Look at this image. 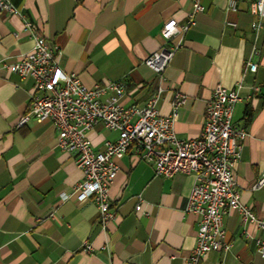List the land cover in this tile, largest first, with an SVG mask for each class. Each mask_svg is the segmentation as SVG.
<instances>
[{
    "label": "crops",
    "instance_id": "0c3cea01",
    "mask_svg": "<svg viewBox=\"0 0 264 264\" xmlns=\"http://www.w3.org/2000/svg\"><path fill=\"white\" fill-rule=\"evenodd\" d=\"M11 1L20 13L0 9V264H183L198 226V216L184 209L193 176H156L152 164L129 149L116 160L109 188L114 216L103 227L91 198L61 199L82 172L74 155L57 146L51 120L31 118L18 125L34 82L4 66L31 49L32 31L24 28L28 19L59 49L65 72L76 73L87 87L122 80V103L143 104L157 86L144 59L158 48L166 20L185 22L191 1ZM227 2L201 0L204 10L195 15L166 68L156 106L161 115L169 114L174 92H182L185 100L173 127L179 138H194L213 89L242 81L233 122L249 135L235 176L240 201L262 218L264 186L251 185L264 170V30L251 29L250 0H236L235 10L226 9ZM248 60L256 63L254 71L246 67ZM87 136L95 149H102L116 132L97 123ZM224 229L230 248L206 253L200 264H264L252 239L264 238V230L243 223L236 210L224 217Z\"/></svg>",
    "mask_w": 264,
    "mask_h": 264
},
{
    "label": "built area",
    "instance_id": "2783aa9c",
    "mask_svg": "<svg viewBox=\"0 0 264 264\" xmlns=\"http://www.w3.org/2000/svg\"><path fill=\"white\" fill-rule=\"evenodd\" d=\"M190 1L191 9L185 22L166 20L160 29L158 48L144 59V64L156 74L157 86L143 104L125 106L122 103L125 95L122 80L87 87L76 73L65 72L59 65V49L35 31L28 19H24V28L32 31V47L4 67L20 76H29L34 82L27 110L19 117L18 125L31 118L51 120L57 131V146L74 155L75 164L82 172L81 180L70 193H61V199L71 195L79 201L91 198L98 210L97 221L103 227L114 216L109 188L118 170L116 160L129 149L150 162L156 176H171L177 172L193 176L184 209L198 216V226L194 245L183 258V264H200L206 253L230 248L224 229V217L229 212L238 211L243 223L261 230H264V217H257L240 201L235 176V165L249 135L245 127L233 122L235 105L241 99L242 81L231 88L218 85L213 89L206 103L203 126L194 138H179L173 127L185 100L182 92H174L169 114L161 115L157 109L164 90L165 70L182 46L185 33L195 23V15L204 10L201 0ZM0 9L20 13L11 0H0ZM226 9L235 10L236 0H228ZM249 12L253 16L251 29L264 30V0H250ZM246 67L254 71L256 63L248 60ZM97 123L116 132L115 139L106 140L102 149H95L87 136ZM261 186H264V170L251 188ZM137 197L135 210L139 211L142 200ZM244 233L250 236L247 231ZM252 239L257 252L264 257V238ZM85 245L89 248L88 243Z\"/></svg>",
    "mask_w": 264,
    "mask_h": 264
}]
</instances>
